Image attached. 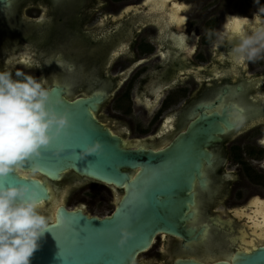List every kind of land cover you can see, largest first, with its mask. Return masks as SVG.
Instances as JSON below:
<instances>
[{
  "label": "flooded vegetation",
  "instance_id": "1",
  "mask_svg": "<svg viewBox=\"0 0 264 264\" xmlns=\"http://www.w3.org/2000/svg\"><path fill=\"white\" fill-rule=\"evenodd\" d=\"M177 1L170 0L162 11L150 0H0V62L30 66L41 59L43 70L47 71L49 63L57 76H64L66 71L58 62H72L76 76L91 78L94 89L105 87L107 95H111L110 91H115L120 82L127 79V66L118 72L114 83L101 81L100 84L99 79L92 78L101 79V73L108 75L115 59L120 58L135 67L155 60L149 72L145 73L144 66L141 72L146 76L141 78L137 90L140 101L147 104L146 111L155 109L148 121L157 125L153 133L130 137V117L118 118L121 129L115 128L114 123L101 114L106 111L107 100L94 112L105 127L126 140L127 149L162 150L198 119L205 120L213 113L220 118L225 116L234 127L227 128L220 122L224 131L217 134L219 140L205 147L211 154V162L202 159L186 191V224L198 233L196 239L157 233L156 236L163 234L164 237H157L147 250L139 253L135 264L147 253L152 259L156 254L165 253L166 259L160 264H172L179 257L204 264H232L238 254L252 253L264 246V234L260 236L264 224L263 228L253 225L257 211L251 203L256 198L264 201L263 191H258V187L264 186V167L242 168L240 180L236 179V172L219 168L227 160V145L239 165L247 166L243 159L247 155L256 162L264 161V133L256 137L258 146L233 142L238 135L264 123V67L247 74L255 64L235 65L230 55L231 46L227 42L219 46L210 42L205 31L221 29L229 15L253 20L258 9L264 7V0L259 3L256 0ZM172 3L181 5V24L171 21ZM134 49L136 57L130 55ZM259 61L264 64V59ZM128 88L127 114H130L133 111L132 85ZM80 90L84 93L90 87L83 83L76 89ZM233 104L246 113L245 121L238 126L228 115ZM140 169L138 166L126 171L133 178ZM46 179L67 208L75 192H84L76 197L75 203L79 205L74 208L88 215L110 214L118 198L125 193L124 185L101 182L73 170L63 172L59 178ZM103 191L108 195L107 208H111L106 214L94 213L93 205L97 200L102 201L105 195L99 193ZM49 203H44L43 208L47 216ZM257 219L262 221L261 216ZM206 229L207 237H212L207 245L201 242Z\"/></svg>",
  "mask_w": 264,
  "mask_h": 264
},
{
  "label": "water",
  "instance_id": "2",
  "mask_svg": "<svg viewBox=\"0 0 264 264\" xmlns=\"http://www.w3.org/2000/svg\"><path fill=\"white\" fill-rule=\"evenodd\" d=\"M57 64L65 67V75L47 86L52 89V102L59 100V104H55L57 112H67L69 126L42 149L40 157L28 162L29 169L32 163L39 164L41 176L20 177L10 173L0 178V183H30L44 203H48L55 194L46 178H59L63 172L73 170L101 182L124 185L125 193L118 198L114 210L104 216L67 208L57 200L54 209L49 211L50 227L45 230L30 264H132L139 253L151 246L157 233L196 239L198 233L186 224V191L202 159L211 162V154L205 147L219 140L217 134L224 131L220 122L227 128H233L234 124L225 116L220 118L213 113L205 120L191 123L185 133L162 150L127 149L121 137L94 114L98 105L106 100L105 87L94 89L91 82H87L90 90L76 95L78 82L83 84V78L74 74L76 69L72 62ZM97 139L104 144L103 152L79 159L81 148ZM60 144L64 145V150L57 155L56 148ZM138 166L140 171L131 178L126 169ZM122 230L131 235L121 245ZM241 256L250 264H264V246L252 253L238 254L232 264H239ZM172 264L204 263L179 257Z\"/></svg>",
  "mask_w": 264,
  "mask_h": 264
},
{
  "label": "clouds",
  "instance_id": "3",
  "mask_svg": "<svg viewBox=\"0 0 264 264\" xmlns=\"http://www.w3.org/2000/svg\"><path fill=\"white\" fill-rule=\"evenodd\" d=\"M259 3V0H256ZM206 38L216 45L227 42L235 65L264 59V7L253 20L229 15L221 29H207ZM52 89L43 76L37 79L21 70L0 69V178L10 173L20 177L40 172L34 162L59 134L69 126L67 112H57L51 100ZM239 105L233 104L229 119H242ZM64 150L56 148L59 155ZM104 144L95 140L83 146L78 154L85 159L100 154ZM44 201L30 183H0V264H30V258L40 247V240L49 229V218L43 212ZM58 223V222H57ZM119 241L122 245L127 236Z\"/></svg>",
  "mask_w": 264,
  "mask_h": 264
},
{
  "label": "rangeland",
  "instance_id": "4",
  "mask_svg": "<svg viewBox=\"0 0 264 264\" xmlns=\"http://www.w3.org/2000/svg\"><path fill=\"white\" fill-rule=\"evenodd\" d=\"M135 51H136V49H134V51H132L130 53V55L132 57H136ZM137 55H139L138 52H137ZM40 61H41V59H38L37 61H33L30 64V66H25V65H16L15 66L14 62L12 65H10V64L8 65L7 62L1 60L0 67H2L1 69H3L4 67L8 68L9 70H11L13 72H15L16 70H21L25 73H30V74L34 75L37 79H39L40 77L43 76V80L46 83V85L62 80V76H57L56 74L52 73L51 68L53 69V66L50 65L49 63L46 64V66L48 67L47 71H44L43 66H42ZM112 63L113 64L111 66V69L108 71V75H106V73L105 74L101 73V75H100L101 79L99 76H97V78H95V79H97V81L100 80L99 81L100 84L102 83L101 81H104V82L110 81V83H114L115 81H113V80L117 77L118 72H120V70L123 68V66H127L129 68V72L127 73V79L125 81H121L119 86L117 88H115V91L112 92V90H111L110 91L111 95H107L106 100L108 102L105 105L106 111L104 113H101L102 117L109 120L110 123H114L115 128H118V129H121V127L119 125H122V123H120V121H118L119 120L118 118L130 117L129 120L132 121V128H131V132H130L131 133L130 137H142V136L146 137L150 133H153V131L157 127L156 124L148 122L152 118V116L154 115L155 109L152 108L151 110H147L149 112L146 111L147 104L140 101V99L138 98L139 92L137 90H138L139 84L141 83V81H140L141 78L146 76L145 73L149 72L147 70L151 69V67L155 63V60L145 62L143 65H138L137 67H135L134 65L129 66V63L125 64V61L121 60L120 58L115 59ZM253 63L255 64V67L253 69H249L246 72L247 74L253 73L252 71L255 72V70H260L264 67V64L259 60L255 61ZM144 66H145V70H146L145 73L141 72L144 70ZM90 80H91V78H90ZM87 82H90V81L86 78L82 80V83H86L88 85ZM78 83H79V85H81L80 82H78ZM129 84L132 85V90L130 92V94H131L130 100H132L131 106L133 107V111L130 112V114H127V111H128L127 104L129 105V102H127L128 99H127L126 92L129 90V88H128ZM166 93H168V92H166ZM75 94L76 95L82 94V90L75 91ZM107 110H109L110 112H108ZM145 111H146V113H145ZM140 117H141V119H138ZM139 120H142L143 123L138 124ZM261 133H264V123L258 124L257 126L249 129L248 131L238 135L237 137H235L233 142L235 141V143H236V142L241 141V143H240L241 146H243L244 144H246L245 146H250V145L258 146L257 145L258 140L256 137L259 136ZM228 148H229V146L227 145V154L225 155L227 157V160L224 162L222 167H219V168H221V170L223 169L225 172H230V171L236 172V175H238L236 177L237 180H240L242 168H244V167L250 168L251 165L257 166L256 168L264 167V161L256 162L253 159L248 158L249 157L248 155L246 157H243V159H245L247 161V163H246L247 166L244 165L243 163L240 165L237 164V161L234 160V157H231V154L228 151ZM238 170L240 172H238ZM100 189L102 190V188H100ZM259 190L263 191V193H264V186L258 187V191ZM75 194L76 195H72L70 202H68V204H67L68 208H74L75 206L79 205V204L75 203V201L77 199L76 197H78L80 194H84V192L77 191V192H75ZM99 194L100 195L104 194L105 196L102 197V201H98V200L96 201V203L93 205L92 210L94 213L106 214L107 212H109V210L111 208V206L109 208H107L108 204H106V203H108V200H107L108 195L106 194L105 191L100 192ZM66 195L68 197V194H66ZM80 203H82V202H80ZM89 207L90 206H88L87 208H89ZM157 244H160V243H157ZM151 249L153 250L155 248L152 247ZM165 256H166L165 253H162V254L160 253L159 255H157V254L155 255V257H154L155 259H152V258H150L149 253L142 254L141 255L142 261L138 264H160V262L162 260L166 259Z\"/></svg>",
  "mask_w": 264,
  "mask_h": 264
},
{
  "label": "bare ground",
  "instance_id": "5",
  "mask_svg": "<svg viewBox=\"0 0 264 264\" xmlns=\"http://www.w3.org/2000/svg\"><path fill=\"white\" fill-rule=\"evenodd\" d=\"M169 1L170 0H150V2L153 3V6H155L156 9H159V10H162V11L166 8V6H167V4H168ZM180 9H181V5H178V3H172V6L170 7V13H169V15H170L171 21L172 22H175L177 24H179V23L181 24L182 21H183V18L180 17ZM93 79L95 80L94 77L92 78V80ZM241 114L243 116V119L239 123H235L236 126L243 124V122L245 121V114L246 113L244 112V109L242 110V113ZM122 141L124 143H126V140H122ZM38 175L41 176V174H38ZM57 200H58V197H57V195H55L53 197V199L49 203V207L47 208L48 211H52L54 209V207L57 204ZM251 203L255 207V210L254 211H257V216H255V218H253V220H252L253 221V225L260 226L261 228H263V224H264V201H260L259 198H256ZM241 213L243 214L245 212L244 211H241ZM259 216L262 217V221H259L257 219ZM249 218H251V217H249ZM208 233H209L208 232V229H206V233L203 235V237L201 239L202 240L201 242H203V244H205V245H207L208 242L211 241V238H212L211 235L209 237H207ZM263 234H264V231L261 232L260 236L263 235ZM157 237L163 238L164 235L163 234H159L158 236H155L153 238V242L156 241ZM244 238H245V236L243 235L242 239L244 240ZM205 240H207V241H205ZM251 241H248V242L251 243ZM195 245H199V243H195ZM132 264H135V260L133 261Z\"/></svg>",
  "mask_w": 264,
  "mask_h": 264
},
{
  "label": "snow or ice",
  "instance_id": "6",
  "mask_svg": "<svg viewBox=\"0 0 264 264\" xmlns=\"http://www.w3.org/2000/svg\"><path fill=\"white\" fill-rule=\"evenodd\" d=\"M217 110H219V109H217ZM143 246L144 245H142L140 247H143ZM238 259H239V264H250L249 260L246 257H244V256H241Z\"/></svg>",
  "mask_w": 264,
  "mask_h": 264
}]
</instances>
